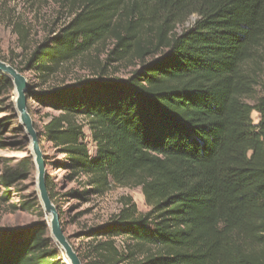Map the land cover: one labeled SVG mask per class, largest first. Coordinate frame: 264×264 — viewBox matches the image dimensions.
Masks as SVG:
<instances>
[{"label":"trees","instance_id":"obj_1","mask_svg":"<svg viewBox=\"0 0 264 264\" xmlns=\"http://www.w3.org/2000/svg\"><path fill=\"white\" fill-rule=\"evenodd\" d=\"M59 2L72 18L50 29L16 69L45 83L108 39L107 59H131L134 69L124 79L100 74L45 90L31 85L32 118L29 98L52 111L40 127L33 118L40 147L43 139L63 155L55 162L44 156L46 166L79 179L83 189L67 193L74 198L133 185L148 206L140 212L125 196L118 213L87 229L83 250L70 242L83 264H264V0ZM257 86L261 96L247 103ZM12 87L0 74V97ZM2 102L0 147L10 118ZM30 158L3 163L6 200L28 176ZM46 187L61 217L48 172ZM0 264L66 262L38 222L0 228Z\"/></svg>","mask_w":264,"mask_h":264},{"label":"rangeland","instance_id":"obj_2","mask_svg":"<svg viewBox=\"0 0 264 264\" xmlns=\"http://www.w3.org/2000/svg\"><path fill=\"white\" fill-rule=\"evenodd\" d=\"M69 13V8L61 6L59 0H0V58L11 65L21 67L25 56L36 43L47 36L50 29L60 27L70 21L73 15ZM195 17V15L189 17L184 26H189ZM181 28L179 27L178 30ZM112 47L111 39L96 44L84 55L63 65L45 83L36 78L31 71H25L23 74L27 77L30 85H33V90H45L78 79H92L100 74L103 79H124L134 69V62L131 59L114 62L108 60L107 55ZM262 77L264 78V67ZM261 94V88L257 86L252 94L244 97V100L249 104H254ZM14 99L13 87L0 97V102L3 101L2 104L6 105L10 117L3 145L0 147V169L4 162L15 166L25 156L31 157V166L28 176L16 184L18 190H11L7 200L1 196L2 190L0 189V228L20 230L43 222L47 225L48 235L51 237L48 217L44 213L39 199L36 167L30 154L28 139L27 142L22 143L26 134L16 114ZM9 102L12 103V106ZM28 103L33 118L40 127V120L46 119L45 114L52 113V111L39 106L33 98H29ZM1 115L3 114L0 113ZM251 117L254 122L258 120V114L255 112ZM84 131L89 137L90 131L87 125H84ZM41 147L48 161L62 160L63 155L56 152L43 139ZM3 159L4 161H2ZM46 169L54 181L56 201L61 210L60 221L64 233L69 237L70 242L81 250L84 249L88 241H91L85 235L87 229L106 223L114 214L118 213L123 197H130L138 211L148 210L140 186L116 184L103 194L84 195L83 199L74 198L73 195L67 193L70 189H83L79 179L70 180L68 171L53 164H48ZM23 200L30 203L32 208L22 210L12 207V204H19Z\"/></svg>","mask_w":264,"mask_h":264},{"label":"water","instance_id":"obj_3","mask_svg":"<svg viewBox=\"0 0 264 264\" xmlns=\"http://www.w3.org/2000/svg\"><path fill=\"white\" fill-rule=\"evenodd\" d=\"M0 74L11 81L16 93V97L13 100L14 108L29 142L30 154L36 167L39 199L44 213L48 217L51 238L63 253L66 264H83L64 233L57 207L51 200L46 187L47 169L44 154L39 144L40 134L34 127V120L27 107V93L31 85L23 73L2 59H0Z\"/></svg>","mask_w":264,"mask_h":264},{"label":"bare ground","instance_id":"obj_4","mask_svg":"<svg viewBox=\"0 0 264 264\" xmlns=\"http://www.w3.org/2000/svg\"><path fill=\"white\" fill-rule=\"evenodd\" d=\"M14 92H15V90H14ZM15 97H16V93H15Z\"/></svg>","mask_w":264,"mask_h":264}]
</instances>
